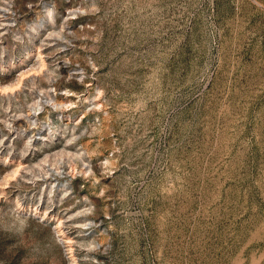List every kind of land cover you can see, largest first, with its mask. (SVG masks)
Returning <instances> with one entry per match:
<instances>
[{
  "label": "rangeland",
  "instance_id": "obj_1",
  "mask_svg": "<svg viewBox=\"0 0 264 264\" xmlns=\"http://www.w3.org/2000/svg\"><path fill=\"white\" fill-rule=\"evenodd\" d=\"M0 264H264V0H0Z\"/></svg>",
  "mask_w": 264,
  "mask_h": 264
}]
</instances>
